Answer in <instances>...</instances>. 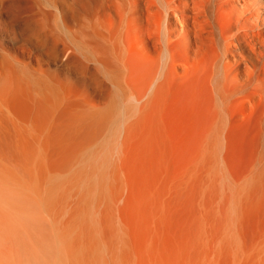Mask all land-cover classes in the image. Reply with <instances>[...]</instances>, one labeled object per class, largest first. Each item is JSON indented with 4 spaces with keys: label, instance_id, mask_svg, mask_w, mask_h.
Segmentation results:
<instances>
[{
    "label": "bare ground",
    "instance_id": "obj_1",
    "mask_svg": "<svg viewBox=\"0 0 264 264\" xmlns=\"http://www.w3.org/2000/svg\"><path fill=\"white\" fill-rule=\"evenodd\" d=\"M86 1L73 45L92 109L132 111L118 167L137 219L117 264H264V0ZM42 158L37 140L0 138V264H40Z\"/></svg>",
    "mask_w": 264,
    "mask_h": 264
},
{
    "label": "rangeland",
    "instance_id": "obj_2",
    "mask_svg": "<svg viewBox=\"0 0 264 264\" xmlns=\"http://www.w3.org/2000/svg\"><path fill=\"white\" fill-rule=\"evenodd\" d=\"M55 1L53 15L45 0H23L14 15L0 0V138L42 145L40 264H117L120 239L137 219L133 182L118 167L123 119L132 111L94 112L88 69L73 45L87 37L88 2ZM37 63L53 97L31 79ZM108 94L96 91L97 102Z\"/></svg>",
    "mask_w": 264,
    "mask_h": 264
}]
</instances>
